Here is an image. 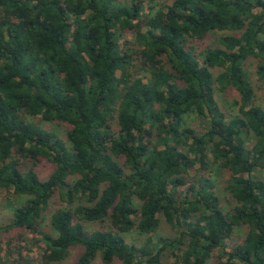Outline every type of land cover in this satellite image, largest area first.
<instances>
[{
  "label": "trees",
  "instance_id": "16d2710c",
  "mask_svg": "<svg viewBox=\"0 0 264 264\" xmlns=\"http://www.w3.org/2000/svg\"><path fill=\"white\" fill-rule=\"evenodd\" d=\"M162 1L0 0V264H62L76 247L75 264H264V106L245 70L255 60L264 85V0ZM160 218L174 236L153 241ZM27 234L38 259L10 248Z\"/></svg>",
  "mask_w": 264,
  "mask_h": 264
},
{
  "label": "rangeland",
  "instance_id": "374dc122",
  "mask_svg": "<svg viewBox=\"0 0 264 264\" xmlns=\"http://www.w3.org/2000/svg\"><path fill=\"white\" fill-rule=\"evenodd\" d=\"M161 3H165V4H170L171 0H163ZM147 12V11H146ZM220 34H217L215 36H212L211 39H208L205 43L211 44V43H215L214 39L217 38V36H219ZM126 39H130L128 35H126ZM256 62L253 59H250L246 62L245 64V70L247 72V75L249 77L250 83L252 84L253 88L255 89V93H256V97H257V103L260 105L264 106V85H262L260 83V81H258L257 79V75L255 73L256 71ZM217 102L219 103L222 111H228V110H236L235 106H233V102L238 99V96L235 92L233 91H229V92H225V93H220L216 96ZM189 125L193 128H195L196 131L202 133L205 131V122L201 121L195 114H193L190 118H189ZM42 126L45 128H51L53 132H55L58 137L60 138H64L65 137V133L67 130V126L65 125H56V124H48V123H44L42 122ZM30 165V164H28ZM53 169V166L47 162L42 160L41 163H39L36 167H35V171L39 174L40 178L42 180L46 179L49 174L51 173ZM194 171L191 170V174H193ZM217 193L220 196L221 200H222V206L225 210H227L228 208L231 207V201L230 200V196L227 194V192L224 189V183L222 179H217ZM2 194L0 193V226L6 225L9 223V221L11 220V213L9 210L4 209L3 208V196H1ZM25 199H19V203H24ZM59 207V202L56 199V196L53 198V202L51 203V205L49 206V210L54 209V208H58ZM51 211H47L45 214V226H44V230L49 232V228L47 227V223L48 220L51 216ZM247 231L246 227H239L236 228L231 236V238L229 240L226 241V246L229 248H234L238 243H240L244 237H245V233ZM51 232V231H50ZM13 233L9 232V233H0V249H1V253H5L8 251V247L6 245V241L7 239H9L8 237L12 236ZM174 236V231H172V229L164 222V220L162 218H160V227L159 229L152 235V239L153 241H156L158 238H165V237H173ZM147 236L144 235H139L137 232L132 231L130 233H128L125 238L126 241L129 244H133L136 246H140L144 243L145 239ZM27 239L26 241H23L21 243H17V241H13L11 243L10 248L11 249H17V250H21L23 255H27L29 257H32L34 259H38L40 254H42L43 249H44V245L43 243L40 241V237L39 236H34L32 234H27ZM16 251V250H15ZM81 248L76 247L73 248L67 259L62 262V264H75L76 260L78 259V257L81 254ZM171 260L164 258L163 259V264H170ZM211 263V262H210ZM93 264H100L98 260L94 261ZM115 264H121L119 262H116Z\"/></svg>",
  "mask_w": 264,
  "mask_h": 264
}]
</instances>
